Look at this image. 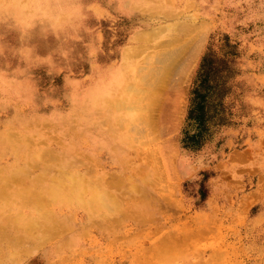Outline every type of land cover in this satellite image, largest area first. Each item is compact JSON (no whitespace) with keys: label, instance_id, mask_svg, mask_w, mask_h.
I'll use <instances>...</instances> for the list:
<instances>
[{"label":"rangeland","instance_id":"rangeland-1","mask_svg":"<svg viewBox=\"0 0 264 264\" xmlns=\"http://www.w3.org/2000/svg\"><path fill=\"white\" fill-rule=\"evenodd\" d=\"M99 4L100 18L90 21L95 29L90 41L98 49L99 61L118 64L120 73L96 82L94 88L103 91L92 96L87 119L76 113L65 120L80 132L87 124L91 138L106 128L103 119L140 114L114 98L125 86L127 73H132L131 61L121 55L123 48L134 39L160 44L179 25L202 30L205 38L184 84L177 127L149 143L158 159L155 170H146L155 182L145 204L148 212L138 220L125 217L112 237L88 231L84 254L73 246L66 251L74 255L63 264H264V257L256 254L259 247L264 249V241L257 248L248 241L251 234L264 238V0H117L115 7L111 0H99ZM6 40L13 47L18 44L15 34ZM33 43L41 56L56 46L51 37ZM77 49L84 51L79 45ZM7 58L15 67L16 58ZM53 61L63 67L59 56L53 55ZM72 70L86 77L90 66L79 61ZM32 74L42 93L39 104L62 99L66 70L49 73L42 65ZM48 110L22 108L16 117L19 128L33 126ZM41 130L35 125L27 131L36 139ZM109 132L104 136L114 139ZM112 132L124 134L126 129ZM117 137L121 150L131 147L130 139ZM66 143L75 145L71 139ZM231 233L246 237L228 246ZM131 249L134 254L127 256ZM44 260L42 252L33 253L27 264H47Z\"/></svg>","mask_w":264,"mask_h":264},{"label":"bare ground","instance_id":"bare-ground-1","mask_svg":"<svg viewBox=\"0 0 264 264\" xmlns=\"http://www.w3.org/2000/svg\"><path fill=\"white\" fill-rule=\"evenodd\" d=\"M139 31L135 34L140 40ZM204 34L194 31L192 25H179L160 44L144 40L139 44L134 39L123 48L121 55L131 61L132 73H127L125 86L114 98L124 100L140 114L133 111L119 119H103L106 128L100 126L103 131L93 133L92 138L87 124L80 132L55 113L41 114L33 126L24 128H19L16 118H0V264H27L30 256L39 252L47 264H63L74 255L66 251L73 246L84 254L82 245L88 231L108 232L112 237L111 232L122 227L125 217L138 220L148 212L145 204L153 195L155 182L146 170H155L158 159L156 148H150L149 143L177 127L184 84L201 51ZM93 90V97L103 91ZM35 125L42 129L36 139L27 131ZM118 127L126 132H112ZM109 130L119 142L117 136L130 139L131 147L121 150L113 138L108 140L104 132ZM103 137L107 140L100 143ZM68 139L75 145H66ZM138 159L140 164L134 165ZM141 205L144 207L139 210ZM244 237L231 233L228 246ZM263 239L248 235L256 248ZM256 254L264 257V249L259 247Z\"/></svg>","mask_w":264,"mask_h":264},{"label":"clouds","instance_id":"clouds-1","mask_svg":"<svg viewBox=\"0 0 264 264\" xmlns=\"http://www.w3.org/2000/svg\"><path fill=\"white\" fill-rule=\"evenodd\" d=\"M111 3L115 7L117 0ZM99 8V0H0V118L13 120L22 108L26 112L48 108L41 114L55 113L65 120L80 113V119H87L93 108L91 94L96 82L120 73L118 64L99 61L98 49L90 41L95 30L90 21L100 18ZM9 34H15L17 46L7 42ZM49 37L56 46L41 56L33 41ZM78 45L83 52L78 51ZM9 55L16 58L15 67ZM53 55L63 60V67L54 63ZM79 61L90 66L86 77L72 70ZM42 65H47L49 73L67 71L62 99L47 105L38 103L42 93L32 74V69Z\"/></svg>","mask_w":264,"mask_h":264}]
</instances>
